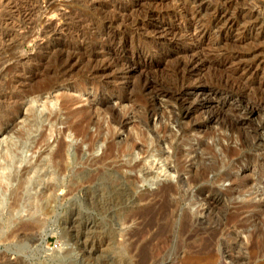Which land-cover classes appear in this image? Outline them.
<instances>
[{
  "label": "rangeland",
  "instance_id": "obj_1",
  "mask_svg": "<svg viewBox=\"0 0 264 264\" xmlns=\"http://www.w3.org/2000/svg\"><path fill=\"white\" fill-rule=\"evenodd\" d=\"M17 1L0 0V141L16 140L31 98L56 100L57 122L23 152L17 176L41 212L0 213V264H264V16L247 30L235 15L252 0L230 7V29L209 25L220 0H146L117 22L109 0ZM197 25L207 56L190 72L176 36Z\"/></svg>",
  "mask_w": 264,
  "mask_h": 264
},
{
  "label": "bare ground",
  "instance_id": "obj_2",
  "mask_svg": "<svg viewBox=\"0 0 264 264\" xmlns=\"http://www.w3.org/2000/svg\"><path fill=\"white\" fill-rule=\"evenodd\" d=\"M4 1V0H3ZM10 1V0H9ZM17 1V0H16ZM27 1V0H26ZM28 1H30V0H28ZM88 1V0H87ZM100 0H89L88 2L90 3V5L91 4H94V3H98ZM109 1H111L113 4H114V6H112L113 7V10L115 11V13H116V15L114 16L116 19V22H117V19L119 18V17H121V16H124L127 12H129V11H132L133 9H137V7H139L140 5L142 6L144 3H145V1L146 0H132L133 2H131V3H124L123 1H126V0H109ZM130 1V0H129ZM128 1V2H129ZM200 1V0H199ZM244 2L243 0H220L219 2H222V3H220V5H222V7L221 8H217V9H215V11H214V13L213 14H211L210 15V17H209V25L210 26H212V28H218V26L221 24V26L222 25H226L227 24V28H231L232 27V24H233V22L231 21V20H229V18L231 17V15H230V7H232V6H235L236 4H239V2ZM7 2V1H6ZM6 2L4 3V4H6ZM13 2V1H12ZM18 2V1H17ZM32 1H30L29 3H31ZM40 2H43V6L45 5L46 7H47V9L49 8V7H52V6H54V5H59V6H64V2L62 3V2H59V0H43V1H40ZM104 2H105V0H104ZM107 2V1H106ZM106 2H105V4H106ZM110 2V3H111ZM196 2H198V0H193V3H195L196 4ZM202 2V1H201ZM248 2H251L250 4H251V7L249 8V10L248 11H242V10H238L237 11V13L235 14L236 15V18H238V19H240V22L241 21H244V23H243V25L247 28V30H254L258 25V20L260 19V18H262V16H264V14L262 13V11L264 10V4L263 3H261V2H259L258 0H252V1H248ZM2 3V2H1ZM10 3V2H9ZM16 3V2H15ZM19 3V2H18ZM28 3V2H27ZM26 3V4H27ZM100 3H102V2H100ZM100 3H98V4H100ZM108 3V2H107ZM143 3V4H142ZM113 4H111V5H113ZM199 6L198 7H195L194 9H200L202 6H201V4L200 3H197ZM1 5V4H0ZM2 5H3V3H2ZM28 5V4H27ZM31 5V4H30ZM103 5V4H102ZM145 5V4H144ZM14 6V5H13ZM35 6V5H34ZM39 6H41V4L39 3ZM44 6V7H45ZM59 6H58V8H59ZM201 6V7H200ZM22 7V6H21ZM20 7V8H21ZM26 7V6H25ZM28 7H29V5H28ZM32 7V6H31ZM36 7H37V5H36ZM35 7V8H36ZM42 7V6H41ZM27 8V7H26ZM30 8V7H29ZM38 8V7H37ZM58 8H56V9H58ZM111 8V7H110ZM1 9H2V7H1ZM5 9V8H4ZM34 9V8H33ZM140 9V8H139ZM32 10V9H31ZM40 10V9H39ZM44 10V9H43ZM46 10V9H45ZM44 10V11H45ZM55 10V9H54ZM59 10V9H58ZM109 10H111V9H109ZM140 10H142V9H140ZM144 10V9H143ZM145 10H147V9H145ZM144 10V11H145ZM193 9H190V10H188V11H190V21L192 22V23H194L195 22V20H196V14H197V11L195 10V11H192ZM236 10H237V8H236ZM16 11V10H15ZM43 11V12H44ZM49 11H51V9L49 10ZM235 11V10H234ZM52 12V11H51ZM61 12V11H60ZM69 12V11H68ZM71 12V11H70ZM143 12V11H142ZM142 12H141V15H142ZM146 12V11H145ZM236 12V11H235ZM36 13V12H35ZM45 13V12H44ZM57 13V12H56ZM55 13V14H56ZM73 13V12H72ZM71 13V14H72ZM135 12H133V14H134ZM144 13V12H143ZM233 13V12H232ZM231 13V14H232ZM31 14H33V13H31ZM46 14V13H45ZM105 14V13H104ZM129 13H127L126 15H128ZM130 14H131V12H130ZM136 14H137V12H136ZM145 14V13H144ZM234 14V13H233ZM232 14V15H233ZM60 14L58 13V17H60L59 16ZM75 15V14H74ZM78 15V14H77ZM135 15V14H134ZM201 15V14H200ZM234 15V16H235ZM29 16V15H28ZM69 14H67V12H63V14L61 13V17H63L64 19L65 18H69ZM113 16V15H112ZM119 16V17H118ZM188 16V15H187ZM199 16V15H198ZM198 16H197V18H198ZM32 17V16H31ZM38 17V16H37ZM75 17V16H74ZM81 18H82V16H80ZM105 17H107V16H105ZM113 17V18H114ZM128 17V16H127ZM134 17V16H133ZM132 16H131V18H130V20L133 18ZM136 17H140L139 15L138 16H136ZM146 17L147 18H151V19H153L154 17H153V14L150 12V11H147V13H146ZM157 17V16H156ZM255 17V18H254ZM62 18V19H63ZM112 18V19H113ZM124 18V17H123ZM125 18H126V16H125ZM135 18V17H134ZM142 18H144V15H143V17ZM199 18H200V16H199ZM254 18V19H253ZM40 19V18H39ZM44 19V18H43ZM60 19V18H59ZM71 19V18H70ZM74 19V18H73ZM104 19V18H103ZM137 19V18H136ZM136 19H135V21H136ZM232 19V18H231ZM29 20V19H28ZM66 20V19H65ZM69 20V19H68ZM67 20V21H68ZM72 20V19H71ZM70 20V21H71ZM75 20V19H74ZM77 20H78V18H77ZM76 20V21H77ZM106 20H107V18H106ZM122 20H124V19H122ZM122 20H120L121 22H123ZM126 20V19H125ZM138 20V19H137ZM143 20V19H142ZM150 20V19H149ZM264 20V19H263ZM41 21H43V20H41ZM40 21V22H41ZM45 21H47L46 19H45ZM44 21V22H45ZM79 21V20H78ZM104 21V20H103ZM102 21V22H103ZM132 21L133 20H131V23H132ZM151 21V20H150ZM262 21V20H261ZM43 22V24H46V23H44ZM112 22H114V21H111V23ZM127 22V21H126ZM128 22H130V21H128ZM139 22V21H138ZM53 23H54V21H53ZM52 23V24H53ZM57 23V22H56ZM59 23V22H58ZM57 23V24H58ZM60 23H61V20H60ZM65 23H67V22H65ZM134 23V22H133ZM153 23V22H152ZM191 23V24H192ZM42 24V25H43ZM49 24H50V22H49ZM56 24V25H57ZM69 24V23H68ZM110 24V23H109ZM114 24V23H113ZM112 24V25H113ZM118 24H120V23H118ZM123 24H125V22L123 23ZM127 24V23H126ZM130 24V23H129ZM136 24V23H135ZM154 24V23H153ZM242 24V23H241ZM40 25V24H39ZM42 25H40L41 27H42ZM54 25V24H53ZM85 25V24H84ZM134 25V24H133ZM141 25V24H140ZM145 25V24H144ZM156 25V24H155ZM159 25V24H158ZM193 25V24H192ZM45 26V25H44ZM47 26H48V23H47ZM46 26V27H47ZM62 27H63V25H61ZM66 26V25H65ZM70 26V25H69ZM68 26V27H69ZM107 26V25H106ZM115 26V25H114ZM126 26V25H125ZM124 26V27H125ZM130 26V25H129ZM135 26V25H134ZM142 26V25H141ZM140 26V27H141ZM57 27V26H56ZM61 27V28H62ZM79 27V26H78ZM118 27V26H117ZM137 27H138V25H137ZM50 28V27H49ZM67 28V27H66ZM82 28V27H81ZM109 28V27H108ZM139 28V27H138ZM226 28V29H227ZM245 28V29H246ZM43 29V28H42ZM51 29H52V27H51ZM64 29H65V27H64ZM69 29H71V28H69ZM73 29V28H72ZM77 29V28H76ZM119 29V28H118ZM121 29H123V28H121ZM141 29V28H140ZM159 29H161L164 33L165 32H167V29L165 28V26L164 25H160V28ZM219 29V28H218ZM229 29H228V31H229ZM39 30V29H38ZM61 30V29H60ZM75 30V29H74ZM142 30V29H141ZM169 30V29H168ZM211 30H213V29H211ZM42 31H44V30H42ZM54 30H48L47 29V31H45V32H42V34L44 35L45 33H47V32H53ZM63 31V30H62ZM61 31V32H62ZM65 31V30H64ZM63 31V32H64ZM68 31V30H67ZM73 31V30H72ZM129 31V30H128ZM137 31V30H136ZM144 31V30H143ZM170 31V30H169ZM226 31V30H225ZM244 31V30H243ZM71 32V31H70ZM150 32V34L152 33V35H153V33H154V35H156L155 33L156 32H158V30H154V31H149ZM148 32V33H149ZM163 32H158V33H163ZM176 32V31H175ZM54 33V32H53ZM60 32L59 31H57L56 32V34H53V35H58ZM78 33V32H77ZM83 33V32H82ZM163 33V34H164ZM184 33V32H183ZM182 33V34H183ZM38 34H39V32H38ZM41 34V35H42ZM65 34H66V32H65ZM65 34H64V36H65ZM71 34V33H70ZM85 34V33H84ZM142 34V33H141ZM173 34V33H172ZM172 34H170L171 35V37L173 38V36H172ZM178 34H180V33H178ZM36 35V34H35ZM40 35V36H41ZM47 35V34H46ZM49 35V34H48ZM51 35V34H50ZM146 35V34H145ZM148 35V34H147ZM174 35V34H173ZM175 35H176V33H175ZM181 35V34H180ZM179 35V36H180ZM39 36V37H40ZM59 36V35H58ZM70 36V35H69ZM68 36V37H69ZM144 36V35H143ZM150 36V35H149ZM157 36V35H156ZM161 36H162V34H161ZM205 36H206V29L203 27L202 28V26L200 27V26H195V27H191V29H189V30H187L182 36H180V37H178V36H176L179 40H180V42H182L183 44H186V43H189V45H190V48L188 49V50H183V52H180V51H177L178 52V55H179V58L180 59H182L183 57L185 58H187V63L185 64V67H183V68H188V69H190V70H188V71H190V72H195V70H197L198 68H202V67H204V65L205 64H203V62L202 61H200V60H202V59H198V56L201 54V52H203V49H204V39H205ZM219 36H220V34H219ZM45 37V36H44ZM54 37V36H53ZM77 37V36H76ZM152 37V36H151ZM154 37V36H153ZM159 37V36H158ZM166 37H167V35H166ZM81 38H83V37H81ZM108 38V37H107ZM144 38V37H143ZM150 37H148V39H149ZM155 38V37H154ZM176 38V39H177ZM38 39V38H37ZM36 39V40H37ZM43 39V38H42ZM41 39V40H42ZM146 39V38H145ZM215 39H217V38H215ZM162 40V39H161ZM169 40V39H168ZM172 40V39H171ZM174 40V39H173ZM178 40V41H179ZM158 41V40H157ZM177 41V40H176ZM175 41V42H176ZM163 42V41H162ZM207 42V41H206ZM211 42V41H210ZM216 42V41H215ZM179 43V42H178ZM218 43V42H217ZM103 44V43H102ZM101 44V45H102ZM158 44V43H157ZM208 44V43H207ZM212 44V43H211ZM215 44V43H214ZM210 45V44H209ZM216 45V44H215ZM84 46V45H83ZM206 46V45H205ZM208 46V45H207ZM206 46V47H207ZM211 46V45H210ZM100 47V46H99ZM149 47H151V46H149ZM180 47V46H179ZM184 47V46H183ZM205 47V48H206ZM214 47V46H213ZM215 47H217V45L215 46ZM42 49V48H41ZM100 49V48H99ZM178 49V48H177ZM183 49H185V48H183ZM220 49V48H219ZM181 50V49H180ZM208 50V49H207ZM218 50V49H217ZM224 51V50H223ZM206 52V51H205ZM213 52V51H212ZM216 53V52H215ZM229 53H231V52H229ZM121 54V53H120ZM214 54V53H213ZM233 54V53H232ZM232 54H228V53H223L222 55H221V57H222V63H221V65L223 66V67H225L227 64L229 65V64H233V61L234 60H238V59H236L237 57H239V55L237 56H235L234 57V55H232ZM202 55V57H203V53L201 54ZM205 56H207V54H204ZM215 55H217V53L215 54ZM151 56V55H150ZM204 56V57H205ZM220 56V55H219ZM142 57V56H141ZM178 57V56H177ZM199 57H201V56H199ZM203 57V58H204ZM213 57V56H212ZM221 57H220V59H221ZM242 57V56H241ZM245 57V56H244ZM179 58H177V59H179ZM208 58V57H207ZM206 58V59H207ZM264 58V57H263ZM209 59V58H208ZM207 59V60H208ZM142 60V59H141ZM204 60V59H203ZM247 60V59H246ZM181 61V60H180ZM242 61H243V59H242ZM263 61V60H262ZM176 62H178V61H176ZM182 62H183V60H182ZM186 62V61H185ZM198 62V63H197ZM239 62H241V61H239ZM244 62V61H243ZM246 62V61H245ZM211 63V62H210ZM234 63H237L236 61H234ZM248 63H249V61H248ZM248 63H243L242 65L241 64H239V66H237L236 67V70H243L244 72L246 71V72H251V71H254V70H257V68H258V66H260L259 64H258V66L256 65V67H254L252 64H248ZM251 63V62H250ZM120 64V63H119ZM183 64V63H182ZM214 64H215V62H214ZM238 64V63H237ZM74 65V64H73ZM112 65V64H111ZM115 65V64H114ZM145 65V64H144ZM210 65V64H209ZM213 65V64H212ZM220 65V64H219ZM236 65V64H235ZM102 66V65H101ZM184 66V65H183ZM219 67V66H218ZM263 67H264V65H263ZM104 68V67H103ZM205 68V67H204ZM215 68V67H214ZM69 69V68H68ZM71 69V68H70ZM112 69V68H111ZM178 69V68H177ZM260 69V68H259ZM262 69V68H261ZM264 69V68H263ZM179 70V69H178ZM181 70V69H180ZM179 70V71H180ZM182 70H184V69H182ZM227 70V69H226ZM113 71V70H112ZM229 71V70H228ZM260 71V70H259ZM197 72V71H196ZM262 72V71H261ZM263 72H264V70H263ZM237 73V72H236ZM254 73H255V71H254ZM253 73V74H254ZM243 74V73H242ZM252 75V74H251ZM224 76V75H223ZM229 77V76H228ZM224 78V77H223ZM190 79V78H189ZM183 80V79H182ZM220 80V79H219ZM237 80H238V78H237ZM105 81V80H104ZM228 81V80H227ZM233 81V80H232ZM239 81V80H238ZM107 82V81H106ZM126 82V81H125ZM187 82H189V81H187ZM235 82V81H234ZM180 83V82H179ZM227 83V82H226ZM260 83V82H259ZM134 84V83H133ZM220 84V83H219ZM181 85V84H180ZM127 86V85H126ZM181 87V86H180ZM183 87V86H182ZM228 87V86H227ZM142 88H143V86H142ZM229 88V87H228ZM258 88V87H257ZM144 89V88H143ZM263 89V88H262ZM42 91V90H41ZM121 91V90H120ZM180 93V92H179ZM31 101L30 102H28V103H26L27 104V111L25 112V113H28V115H26L27 117L26 118H28L27 119V121H26V123H24L21 127H20V129H19V131H18V133H17V138H16V140L15 141H11V140H1L0 141V213L3 211V210H6L7 211V213H8V215H9V217H11V218H13V217H15L16 215H18V213L20 212V211H23V212H25L26 214H27V217L30 219V218H33L37 213H38V208H39V205H38V202L37 201H35L34 199H31V198H26L24 201H22V200H20V198L18 197V196H16L15 195V193L18 191V190H20V185L22 184V179H18V174H19V167L20 166H22L23 164H24V160H25V158L23 157V152L25 151V150H28V148H29V146H28V144H29V140H30V136H31V133L32 132H36V133H39V137H41V138H45V137H49L51 134H53L52 132H53V128L55 127L54 125H55V123L57 122V116L54 114L55 113V109L57 108L56 106H57V102H56V100L55 101H53V102H49L48 104H42L41 105V108L39 109L38 107H36L35 106V103H34V100H32V98L30 99ZM259 104V103H258ZM154 113H156V111L154 112ZM25 118V119H26ZM66 120H68V118L66 119ZM168 120V119H167ZM159 121H161V119H159ZM25 122V121H24ZM65 122V121H64ZM67 122V121H66ZM162 122V121H161ZM68 123V122H67ZM69 124V123H68ZM45 125V127H43ZM67 125V124H66ZM178 126V125H177ZM69 127V126H68ZM86 127H87V125H86ZM180 127V126H179ZM42 128H44L45 129V131L42 129ZM84 128V127H83ZM41 129L43 130V132L41 131ZM69 129V128H68ZM70 129H71V127H70ZM76 129V128H75ZM180 129V128H179ZM189 129V128H188ZM191 129H193V128H191ZM67 130V129H66ZM81 130H84V129H81ZM183 130V129H182ZM190 130V129H189ZM195 130V129H194ZM64 131V130H63ZM62 131V132H63ZM86 131V130H85ZM164 131H165V129H164ZM179 131V130H178ZM68 132H69V130H68ZM77 132V131H76ZM79 132H80V134H81V131H80V128H79V130H78V134H79ZM83 132V131H82ZM100 132V131H99ZM98 132V133H99ZM162 132V131H161ZM180 132V131H179ZM185 133H186V131H184ZM156 134V133H155ZM154 134V135H155ZM160 134V133H159ZM165 134V133H164ZM59 135V134H58ZM99 135V134H98ZM52 136V135H51ZM157 137H158V135H156ZM154 137V136H153ZM172 137H174V136H172ZM176 137V136H175ZM43 138V139H44ZM144 138V137H143ZM156 139V138H155ZM145 140L147 141V138H145ZM145 140H143V141H145ZM149 140V143H151L152 141L150 140V139H148ZM47 141V140H46ZM148 142V141H147ZM147 142H145V144L147 143ZM144 143V142H143ZM148 143V144H149ZM60 144V143H59ZM147 145V144H146ZM150 145V144H149ZM169 145H170V148L172 147V145L169 143ZM109 146H111V144L109 145ZM147 147V146H146ZM110 148V147H109ZM140 148H142L141 146H137V147H135V146H132V147H130L129 148V146H128V151L129 152H132L133 153V149H139L140 150ZM173 149V148H172ZM63 150H64V147H63V145L61 144L60 145V148H59V150H58V152H57V154L59 155L60 153H62L63 152ZM127 150V149H126ZM127 151V152H128ZM144 151V150H143ZM151 158V157H150ZM150 159H148L147 161H144V162H142L143 164H142V166H149L148 164H150V161H149ZM175 163V162H174ZM128 165V164H127ZM131 166V165H130ZM152 166V165H151ZM178 166V164L177 165H175V167H177ZM132 167V166H131ZM134 167H136L135 166V164H134ZM160 172L161 173H165V171L164 170H162V169H160ZM154 178H157V177H154ZM16 183V185H15V187L13 188V186H14V184ZM8 192V198L7 199H5L4 200V197L6 198V193ZM40 211V210H39ZM44 211V210H43ZM41 212V211H40ZM40 214V213H39ZM22 228H24L25 230H27L26 228H27V225H26V223H25V225H23V227ZM23 230V229H22ZM1 232V231H0ZM11 233V232H10ZM12 233H14L15 235H16V233L15 232H12ZM1 234V233H0ZM13 234V235H14ZM23 234V233H22ZM9 235H12V234H9ZM12 235V236H13ZM18 235V234H17ZM1 236V235H0ZM11 236V237H12ZM7 237V236H6ZM10 237V236H9ZM8 237V238H9ZM17 237V236H16ZM5 239V238H4ZM7 239V238H6ZM12 239H14V238H12ZM3 240V239H2ZM5 241V240H4ZM3 241V242H4Z\"/></svg>",
  "mask_w": 264,
  "mask_h": 264
},
{
  "label": "water",
  "instance_id": "obj_3",
  "mask_svg": "<svg viewBox=\"0 0 264 264\" xmlns=\"http://www.w3.org/2000/svg\"><path fill=\"white\" fill-rule=\"evenodd\" d=\"M24 164H27L26 159L24 160ZM21 181H22V184L20 185V190L17 192V196L20 198V200L24 201L26 198L29 197V198L37 201L35 195H33V193H32L33 187L35 185L34 181L31 178H24ZM5 196H6V198L4 197V200L8 198V192L6 193ZM21 213H25V212L20 211L18 213V215ZM18 215H16V216H18Z\"/></svg>",
  "mask_w": 264,
  "mask_h": 264
}]
</instances>
